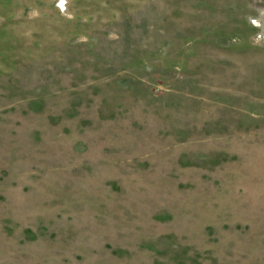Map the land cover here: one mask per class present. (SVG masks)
I'll list each match as a JSON object with an SVG mask.
<instances>
[{
  "label": "rangeland",
  "instance_id": "obj_1",
  "mask_svg": "<svg viewBox=\"0 0 264 264\" xmlns=\"http://www.w3.org/2000/svg\"><path fill=\"white\" fill-rule=\"evenodd\" d=\"M0 264H264V0H0Z\"/></svg>",
  "mask_w": 264,
  "mask_h": 264
}]
</instances>
